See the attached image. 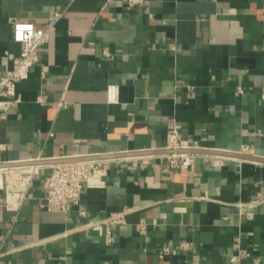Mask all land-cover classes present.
<instances>
[{
	"label": "crops",
	"instance_id": "crops-1",
	"mask_svg": "<svg viewBox=\"0 0 264 264\" xmlns=\"http://www.w3.org/2000/svg\"><path fill=\"white\" fill-rule=\"evenodd\" d=\"M142 1L0 0V79L12 19L60 15L0 119L2 161L134 154L94 160L103 185L64 212L41 207L52 164L16 212L0 188V264H264V164L135 155L175 128L180 148L264 158V0Z\"/></svg>",
	"mask_w": 264,
	"mask_h": 264
},
{
	"label": "built area",
	"instance_id": "built-area-1",
	"mask_svg": "<svg viewBox=\"0 0 264 264\" xmlns=\"http://www.w3.org/2000/svg\"><path fill=\"white\" fill-rule=\"evenodd\" d=\"M142 0H127L128 7L141 5ZM59 14L52 15L45 27H36L32 23L12 19L11 38L20 47V51L12 60L11 68L0 79V119L6 118L9 110L18 102L16 85L27 78L32 64L37 60L38 52L44 45ZM118 89L116 86H109L107 89L108 102L115 101ZM7 147L0 144V153ZM167 150L180 149L178 144V133L175 128L168 132ZM170 168L189 166L194 162V154H164ZM28 163V162H26ZM7 164L1 159L0 165ZM218 164V163H217ZM219 165V164H218ZM42 165H26L0 168V188L4 189L5 210L16 212L26 199L30 184ZM105 164L100 161H80L63 163L49 166L50 173L41 179L44 202L41 207L50 211L64 212L68 206H78L82 190L85 187H98L103 185L101 175ZM109 224L121 222L120 218L112 217ZM143 230V225H140ZM109 238V231L107 232ZM168 252L167 248L163 249ZM4 253L0 247V258ZM235 257L231 261H235ZM45 264V263H43Z\"/></svg>",
	"mask_w": 264,
	"mask_h": 264
},
{
	"label": "water",
	"instance_id": "water-1",
	"mask_svg": "<svg viewBox=\"0 0 264 264\" xmlns=\"http://www.w3.org/2000/svg\"><path fill=\"white\" fill-rule=\"evenodd\" d=\"M172 153L217 155L221 157L236 158L240 160L264 164V158L255 157L253 155H248L244 153H236V152H228V151L204 150V149H194V148H180V149H175V150L163 149L159 151H147L145 153H137L135 155H160V154H172ZM129 156H134V154L126 153V154H119V155H104V156H98V157H76V158H67V159H57V160H52V161H33V162H28V163H7V164L0 165V168L18 166L19 164L56 165V164L71 163V162L105 160V159L121 158V157H129Z\"/></svg>",
	"mask_w": 264,
	"mask_h": 264
}]
</instances>
